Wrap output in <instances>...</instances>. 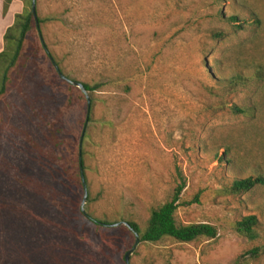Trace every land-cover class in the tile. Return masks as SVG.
<instances>
[{
	"label": "rangeland",
	"instance_id": "1",
	"mask_svg": "<svg viewBox=\"0 0 264 264\" xmlns=\"http://www.w3.org/2000/svg\"><path fill=\"white\" fill-rule=\"evenodd\" d=\"M36 11L40 29L29 33L0 98V173L9 182L0 198L7 212H0V264H126L132 249L130 264H264V186L231 191L237 179L264 177V0H36ZM54 61L66 84L96 90L88 93L87 122L78 92L56 80L50 90L60 131L48 143L37 136L43 130L26 134L18 115L31 113L24 106L33 99L31 74L57 79ZM235 78L242 81L234 84ZM78 142L87 215L110 225L134 222L145 231L151 212L184 184L177 224H210L218 236L136 245L120 229L126 226L97 228L79 213L69 225L71 215L41 214L30 229L29 215L23 221L20 215L31 177L19 170L16 151L27 158L43 153L33 183L52 203L51 181L62 178L58 166L69 159L63 148ZM249 215L259 220L254 241L236 231ZM255 248L257 259L245 255Z\"/></svg>",
	"mask_w": 264,
	"mask_h": 264
},
{
	"label": "trees",
	"instance_id": "2",
	"mask_svg": "<svg viewBox=\"0 0 264 264\" xmlns=\"http://www.w3.org/2000/svg\"><path fill=\"white\" fill-rule=\"evenodd\" d=\"M12 1L13 0H4V15L7 13L9 5ZM22 1L25 5L24 11L22 14H17L15 16L13 26L7 30L4 37V50L0 53V98L5 97V95H7L8 93L11 74L21 61L23 55V47L29 33L34 27L39 30L40 25L42 24L41 19H36L32 11L27 10V6L32 7V2L29 1L28 3L25 0ZM231 20L233 22H237L236 17H232ZM257 22L260 23L259 20ZM219 36L221 37L223 36V34L221 33ZM45 56L47 59H51V55L47 54ZM54 62L55 68H58L59 70L56 71V69L54 71V76L57 79L54 80V78L51 76L50 78H48L49 80H38V75H30L33 99L28 101V103L24 101V106L28 108L30 107L31 113L30 115L25 113L18 115L19 120L29 129L28 133L26 134H34L35 136L37 133L43 130L42 134L39 133L37 136H40V139H43L48 143H52L57 139L59 128L57 129L56 127L59 126L58 124L60 122L59 115L56 116L52 110L53 107L58 106V100L56 98V95L52 93L53 91L50 90V88L52 87L54 88V90L57 88L58 84H56V80L59 81L60 84H66L60 77L61 69L59 68L58 63L56 61ZM51 66L54 69V66ZM233 81L234 84H238L240 81H242V79L235 78L233 79ZM66 85L68 90L78 92V100L83 101L84 107L86 108V121L89 122L91 120L92 102L88 103L85 95L79 89L69 84ZM84 86L88 93H92L96 90V87H92L88 84L84 83ZM48 91H50V94L48 93ZM233 110L238 114L246 113L245 110L239 109L237 107H234ZM12 111L13 109H10L6 112H11L12 114ZM49 114H53L52 119L49 118ZM13 116H15V114ZM2 119L3 118L1 117L0 113V124L2 123ZM30 145L36 147L37 143L31 140ZM58 145L59 147H64L62 143H58ZM63 149L68 153L69 159L67 158L68 160H66L65 165L58 166L59 170L63 173L61 174L62 178L60 177V175H54L55 177L51 181V184L56 191L54 195V201H51L52 203L49 202V198L46 199L41 195L38 186L34 185L33 183V177L36 173L35 169H37V167L34 166L36 161H42V163H44V159L42 158L43 153L39 154H42L41 157L33 154L34 156H32V158H27V156L21 151H16L18 156H16L15 159H17L18 162H21V165L18 167L19 170L21 172L27 171L28 173H30L31 177V180H29L30 189L28 190V206L26 207V209H24L25 206L22 205L25 213L21 212L23 214V217L20 215V220H26L27 217L24 214H28V223L32 225V227L30 226V229L35 231L34 223H39V219L38 217H36L38 215H44L46 217L51 216L52 218L53 216H56L55 214L65 216L71 215L67 216L69 220H67L66 225H69V221L71 219L72 221H74L76 214L79 213L80 215H84L87 221L97 228L109 227L106 225L110 224L102 222L90 215H87L86 213H82L81 203L86 185V177L84 174L86 167L83 153L80 150V143L78 142L76 144V148H74L73 146L71 150H68L67 147ZM33 151L28 152V154H32ZM43 165L44 164H42V166ZM4 171L7 173V169ZM56 171L57 170L53 168L51 172L53 174ZM5 176V173H0V198H3L7 193L3 192L5 189L9 191V182L7 179L4 180V178H6ZM67 178L68 180H66ZM60 179L66 180V183H64L63 180ZM258 186H264V177L237 179L233 182L231 191L235 194H238L248 192ZM184 188V184L177 185V187L174 189L172 199L151 212V215L147 221V228L145 231H142L141 227L134 222H128L129 227H120V229L129 234V236L133 239V243H136L137 235L139 237V243H158L165 238H171L179 243H191L202 238L215 239L218 236V230L213 225L190 224L186 226H179L177 224L175 220V214L178 208L181 206L180 201ZM70 192L72 193L71 195ZM51 200H53V198ZM3 201H0V212H4L5 214H7ZM195 202H199L198 198L195 199ZM51 206L52 209L50 210ZM58 218L59 217H56L55 219ZM44 222L46 225H50L51 223V221L49 220ZM258 227L259 220L257 216L249 215L246 217H242L241 220L237 222L236 231L240 236L250 241H254L258 238ZM41 238L43 239L42 235ZM245 255H252L254 259H257L260 255V249L255 248L247 252Z\"/></svg>",
	"mask_w": 264,
	"mask_h": 264
},
{
	"label": "crops",
	"instance_id": "3",
	"mask_svg": "<svg viewBox=\"0 0 264 264\" xmlns=\"http://www.w3.org/2000/svg\"><path fill=\"white\" fill-rule=\"evenodd\" d=\"M4 0H0V53L4 50V37L7 30L13 26L15 16L23 11L21 0H13L9 5L7 13L4 15Z\"/></svg>",
	"mask_w": 264,
	"mask_h": 264
},
{
	"label": "water",
	"instance_id": "4",
	"mask_svg": "<svg viewBox=\"0 0 264 264\" xmlns=\"http://www.w3.org/2000/svg\"><path fill=\"white\" fill-rule=\"evenodd\" d=\"M32 13H33L34 17L37 19L36 0H32ZM65 80L68 83H70L72 86L78 88L86 96V98L88 100V103H90L88 92H87V90H86V88H85L83 83H80V82H77V81H72L70 79H65ZM84 135H85V131L83 132L81 142L83 141ZM87 199H88V191H87V188H86V185H85V196H84V199H83V202H82V212L83 213H85V206L87 204ZM106 226H109V227H118V226L129 227V224L127 222H120V223H115V224L106 225ZM136 237H137L136 245H138L139 237H138V235ZM133 250L134 249H132L131 251H129L126 254V256H125L126 264H130V257H131V254H132Z\"/></svg>",
	"mask_w": 264,
	"mask_h": 264
}]
</instances>
